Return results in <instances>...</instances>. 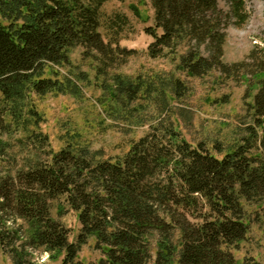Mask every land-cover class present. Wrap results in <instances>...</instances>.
I'll return each mask as SVG.
<instances>
[{
  "label": "trees",
  "instance_id": "1",
  "mask_svg": "<svg viewBox=\"0 0 264 264\" xmlns=\"http://www.w3.org/2000/svg\"><path fill=\"white\" fill-rule=\"evenodd\" d=\"M110 1L0 0L2 134L13 135L31 120L39 125L38 112L26 107L31 94L77 92L70 81L45 75L50 65L70 63V49L82 47L101 72L136 53L121 46L132 26L126 14L104 11ZM229 1L225 16L220 0H149L154 24L146 29L153 38L147 51L159 59L184 47L179 68L188 76L219 72L257 86L247 137L225 153L214 145L218 157L205 142L194 146L160 123L122 156L101 160L88 147L55 151L47 134L27 130L21 143L42 157L0 175V248L12 264H35L38 251L61 258L59 264H82L79 253L90 238L102 253L99 264H239L233 251L249 233L243 201L261 204L264 215V31L245 60L225 62L226 18L238 25L248 20L245 0ZM131 10L140 18L138 7ZM185 91L177 81L176 95ZM61 200L81 224L75 241L53 217Z\"/></svg>",
  "mask_w": 264,
  "mask_h": 264
},
{
  "label": "rangeland",
  "instance_id": "2",
  "mask_svg": "<svg viewBox=\"0 0 264 264\" xmlns=\"http://www.w3.org/2000/svg\"><path fill=\"white\" fill-rule=\"evenodd\" d=\"M140 11L136 17L131 7ZM248 20L243 25L227 17L224 61L232 64L245 60L264 31V0H245ZM220 9L230 14L229 0H220ZM107 14L124 13L131 22L132 30L121 41V46L136 53L124 65L98 70L99 63L83 56V48L69 50V64L50 65L46 76L57 75L70 81L76 93H51L45 96L31 94L26 107H33L40 115L39 125L31 120L19 126L13 135L0 131V175L13 173L27 161L42 157L30 145L21 143L28 131L34 129L49 136L51 146L59 151L68 145L73 148L88 147L98 159L116 158L125 154L131 144L147 134L152 127L165 123L173 125L194 146L205 142L212 153L219 145L225 152L231 151L247 137V127L253 125L249 104H253L258 87L251 88L248 81L228 79L219 72L203 78L190 77L179 68L182 47L175 57L152 59L148 46L153 41L146 29L154 24V11L149 0H112L105 4ZM106 35V30L101 29ZM186 88L183 96L175 93L176 82ZM128 85H132L129 90ZM0 94V108L3 107ZM7 121L11 116L7 115ZM39 119V118H38ZM36 155V157H35ZM35 157V158H34ZM59 202L64 206L59 207ZM53 205V217L70 229V240L75 241L81 224L77 213L63 200ZM249 233L244 242L233 251L239 264H264V215L261 204L243 201ZM65 209L64 214L61 212ZM179 233L174 242L177 243ZM153 255L157 244L152 239ZM102 253L95 249V239L81 247L79 261L82 264H99ZM47 253L34 254L35 264H59ZM0 264H12L11 258L0 248Z\"/></svg>",
  "mask_w": 264,
  "mask_h": 264
}]
</instances>
